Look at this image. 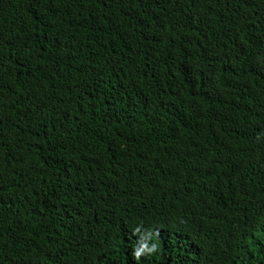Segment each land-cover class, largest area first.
<instances>
[{"label": "trees", "instance_id": "obj_1", "mask_svg": "<svg viewBox=\"0 0 264 264\" xmlns=\"http://www.w3.org/2000/svg\"><path fill=\"white\" fill-rule=\"evenodd\" d=\"M0 264H264V0H0Z\"/></svg>", "mask_w": 264, "mask_h": 264}]
</instances>
